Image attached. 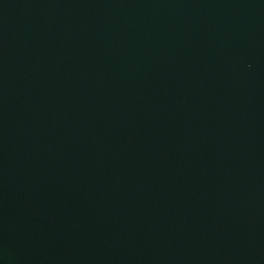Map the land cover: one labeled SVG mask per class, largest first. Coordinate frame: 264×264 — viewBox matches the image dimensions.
<instances>
[{"label": "water", "instance_id": "1", "mask_svg": "<svg viewBox=\"0 0 264 264\" xmlns=\"http://www.w3.org/2000/svg\"><path fill=\"white\" fill-rule=\"evenodd\" d=\"M0 264H264V0H0Z\"/></svg>", "mask_w": 264, "mask_h": 264}]
</instances>
